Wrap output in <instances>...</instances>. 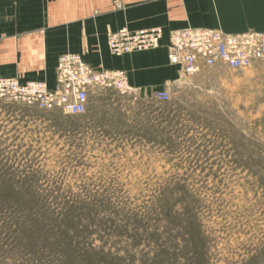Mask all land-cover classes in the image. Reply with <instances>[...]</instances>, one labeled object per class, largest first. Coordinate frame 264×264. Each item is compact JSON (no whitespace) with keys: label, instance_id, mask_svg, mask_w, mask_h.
<instances>
[{"label":"rangeland","instance_id":"1","mask_svg":"<svg viewBox=\"0 0 264 264\" xmlns=\"http://www.w3.org/2000/svg\"><path fill=\"white\" fill-rule=\"evenodd\" d=\"M129 86L0 99V264H264V61Z\"/></svg>","mask_w":264,"mask_h":264},{"label":"crops","instance_id":"2","mask_svg":"<svg viewBox=\"0 0 264 264\" xmlns=\"http://www.w3.org/2000/svg\"><path fill=\"white\" fill-rule=\"evenodd\" d=\"M156 49L111 54L107 34L155 28ZM211 27L264 32V0H0V76L55 82L58 58L78 54L95 70H121L143 90L173 84L181 71L167 60L169 30Z\"/></svg>","mask_w":264,"mask_h":264},{"label":"built area","instance_id":"3","mask_svg":"<svg viewBox=\"0 0 264 264\" xmlns=\"http://www.w3.org/2000/svg\"><path fill=\"white\" fill-rule=\"evenodd\" d=\"M161 38L158 27L134 31L123 28L107 34V47L114 55L152 50L159 47ZM167 40V60L178 66L183 75L223 65L244 70L264 61V32L227 33L211 27H185L169 30ZM91 82L131 90L123 71L95 70L78 54L66 53L57 60L52 87L44 80L0 76V99L81 114L86 108L87 86ZM155 95L158 100L168 99L165 90L156 91Z\"/></svg>","mask_w":264,"mask_h":264},{"label":"bare ground","instance_id":"4","mask_svg":"<svg viewBox=\"0 0 264 264\" xmlns=\"http://www.w3.org/2000/svg\"><path fill=\"white\" fill-rule=\"evenodd\" d=\"M109 50V49H108ZM110 52V51H109ZM111 53V52H110ZM112 54V53H111Z\"/></svg>","mask_w":264,"mask_h":264}]
</instances>
